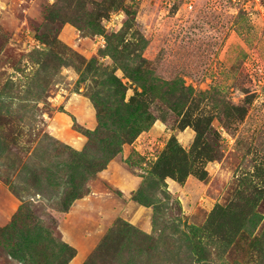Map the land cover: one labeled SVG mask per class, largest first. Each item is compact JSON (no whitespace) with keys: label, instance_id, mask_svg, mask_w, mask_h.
Instances as JSON below:
<instances>
[{"label":"rangeland","instance_id":"1","mask_svg":"<svg viewBox=\"0 0 264 264\" xmlns=\"http://www.w3.org/2000/svg\"><path fill=\"white\" fill-rule=\"evenodd\" d=\"M113 228L92 264H264V0H0V264Z\"/></svg>","mask_w":264,"mask_h":264},{"label":"trees","instance_id":"2","mask_svg":"<svg viewBox=\"0 0 264 264\" xmlns=\"http://www.w3.org/2000/svg\"><path fill=\"white\" fill-rule=\"evenodd\" d=\"M195 129H197V128H195ZM201 131L202 130H199V129H197L196 130V133H197V135H196V137H195V140L193 141V143H192V146H193V144H197L198 143V139H201L200 138V134H201ZM176 145H178L177 143H176ZM161 177H162V174L160 175ZM164 177H162V180H164L166 177H172L171 176V173H166V174H164L163 175ZM167 193V192H166ZM76 199V196H73L70 200H69V205L74 201ZM138 201V200H137ZM138 202H140V201H138ZM142 204V203H141ZM193 227V232H197L198 230H197V228L196 227H194V226H192ZM116 233V230H114V228L111 230V233L109 234V235H107L106 237H104L105 239H103V241H102V243L99 245V247H98V249H97V252L88 260V263H86V264H92L93 262H94V260L98 257V256H100V252L102 251V248L104 247V246H106L107 244H108V242L110 241V240H112V236L114 235ZM140 235H138V237H139ZM137 237V238H138ZM186 238L189 240H187V244L186 245H189V244H191V247H192V250H193V244H192V241L189 239V237L186 235ZM140 239V238H139ZM63 249L64 250H66L67 249V246H63ZM147 250H151L150 248L149 249H147ZM75 255V253H73V255H71V257L70 258H72L73 256ZM194 256L197 258V261L196 262H198V261H203L202 262V264H206V261H207V258H209L207 255H206V253L205 252H203V250H199V251H197V252H195L194 253ZM70 261V260H69ZM199 263V262H198Z\"/></svg>","mask_w":264,"mask_h":264},{"label":"crops","instance_id":"3","mask_svg":"<svg viewBox=\"0 0 264 264\" xmlns=\"http://www.w3.org/2000/svg\"><path fill=\"white\" fill-rule=\"evenodd\" d=\"M187 132H185V134L184 133H182L181 135H180V138L182 139V140H184L186 143H188L189 141H190V137H192L191 136V134H186ZM167 182H169V181H167ZM174 194H177V195H179V197H181V195L180 194H182L183 192H184V190L183 191H181V189H180V187L178 186V185H176V184H174V186H173V191H172ZM180 192V194H178ZM100 194V193H99ZM101 197V194H100V196H99V198ZM181 199V198H180ZM80 201H82V200H77V201H75L73 204H72V207H73V209H75V207H76V205H78L77 207H79V203H81ZM128 203H131L130 205L132 206V203H135V202H133V201H130V202H128ZM130 205H128L127 204V206H130ZM125 207V211H124V215L125 216H128L129 217V219L131 220V217H137L136 215L137 214H141L142 215V218L145 216V218L146 217H148V213H149V211L146 209V208H143V207H140L139 205H137L136 206V210H132L133 212H131V211H128V207ZM138 207V208H137ZM128 208V209H127ZM77 209V208H76ZM127 209V210H126ZM138 210V211H137ZM81 211H84V209H80L79 211H77V212H81ZM77 212H74V210H73V212L71 213L72 215H75L74 213H77ZM6 215H7V212H4L3 213V217H6ZM76 216V215H75ZM70 218H71V215L69 216ZM78 216H76L75 218H77ZM84 220V218H80V217H78V221H79V223L81 222H84L83 221ZM69 228V227H68ZM65 229H66V225L63 227V230H64V232H65ZM66 234V236H67V233H68V229H67V231L65 232ZM73 261V260H72ZM72 261L70 262V264L72 263Z\"/></svg>","mask_w":264,"mask_h":264}]
</instances>
